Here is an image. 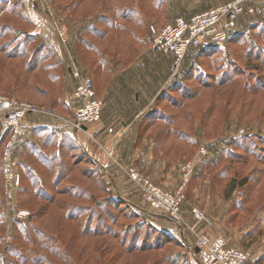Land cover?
<instances>
[{"label":"rangeland","instance_id":"1","mask_svg":"<svg viewBox=\"0 0 264 264\" xmlns=\"http://www.w3.org/2000/svg\"><path fill=\"white\" fill-rule=\"evenodd\" d=\"M17 1L21 4L10 10ZM67 1L0 0L12 12V16L5 13L11 25L0 24V46L18 51L26 48L23 60L38 49L39 56H44L51 49L52 32L68 30L73 22L75 16L69 15ZM143 8L152 16L150 6ZM29 9L35 16L31 17ZM248 18L250 23L239 38L217 45V51L192 63H182L159 102L163 112H149L145 120L144 113L139 115V130L148 126L137 140L149 154L145 159L149 162L144 164L147 167L136 161L116 165L124 170L128 183L136 186L134 194L123 190L114 194L103 170L98 171L100 179L92 188L94 200L58 194L67 180L53 184L49 179L42 187L55 195V202L36 214L18 203L19 190L14 191L16 186L3 176L1 156L6 133L0 135V264H103L110 258L113 264L126 260L128 264H193L186 245L194 244L195 233L220 236L228 245L249 252L248 264H264V23L255 25L256 19ZM43 74L37 73L36 81L42 82ZM5 84H0L1 93L38 108L51 107L50 99L63 102L66 87L64 84L63 90L54 89L47 96L27 91L22 97L11 93ZM69 114L71 118L72 112ZM0 128L4 131L1 118ZM200 146L207 148V155L182 187V226L178 231L162 212L150 208L127 172L134 167L162 190L174 191L183 182V165L195 158ZM62 159L65 164H75L71 168L75 174L85 169L90 172L95 166L80 149L70 150ZM112 160L118 163L117 157ZM137 161L143 163L139 157ZM62 201L76 205L70 218ZM193 208L207 221L191 230L187 227L195 223ZM19 223L28 225L31 243L25 241ZM33 224L55 238L41 239ZM17 235L21 240L15 239ZM155 242L158 248L148 245ZM131 245L135 249L131 247L127 253Z\"/></svg>","mask_w":264,"mask_h":264},{"label":"crops","instance_id":"2","mask_svg":"<svg viewBox=\"0 0 264 264\" xmlns=\"http://www.w3.org/2000/svg\"><path fill=\"white\" fill-rule=\"evenodd\" d=\"M23 1L28 3L29 0ZM225 1L163 0L156 4L152 0H83L78 9L92 6L93 10L73 17L64 34L53 31L50 35V48L66 86L63 102L59 107H49L54 113L39 109L26 116L27 128L14 150L18 172L25 169L36 172L39 164L36 158H50L59 156L60 152L80 149L103 170V177L110 182L114 194L122 190L134 194L136 186L128 183L124 170L116 165L136 161L144 169L147 167L144 164L149 154L144 151L145 146L137 142L143 131L139 130L137 119L145 112H163L158 105L173 80L172 56L151 51L149 26L160 27L177 16L189 17ZM143 5L150 6L152 16L146 14ZM114 6H121L126 14L114 12ZM129 10H132L130 14ZM29 13L31 17L36 14L31 9ZM248 17L251 16L246 13L240 16L237 30L242 31L249 25ZM209 45L191 48L184 64L217 51V45L208 49ZM73 70L92 79L96 95L103 104L101 119L80 129L69 123V112L78 103L73 96L77 82ZM3 132L0 128V135ZM113 157H117V164L113 163ZM138 157L143 163L137 161ZM21 187L19 183L13 190Z\"/></svg>","mask_w":264,"mask_h":264},{"label":"built area","instance_id":"3","mask_svg":"<svg viewBox=\"0 0 264 264\" xmlns=\"http://www.w3.org/2000/svg\"><path fill=\"white\" fill-rule=\"evenodd\" d=\"M244 13L255 18L257 24L262 25L264 0H227L189 17L177 16L160 27L150 25L151 51L171 55V69L174 74L180 69L191 48L225 43L230 34L237 29L238 20ZM61 31L66 30L58 29L59 33ZM72 74L77 78L73 96L78 103L73 107L69 123L73 128L80 129L83 125L101 119L103 104L97 97L93 81L89 76H83L76 70H73ZM39 109L54 113L50 108H38L29 101L0 92V118L4 128L2 135L6 133L1 156L3 176L13 186H18L20 183V173L14 157L15 145L27 128L26 116ZM206 155L207 148L200 146L195 158L183 165V182L174 191L162 190L134 167L129 168L127 173L138 185L142 198L150 208L162 212L165 219L177 226H182L179 213L183 198L182 187L196 164ZM192 214L195 223L187 227L191 230H194L199 222L207 221L197 208L192 209ZM186 250L193 264H248L249 261V252L228 245L220 236L213 237L207 233H195L194 244H187Z\"/></svg>","mask_w":264,"mask_h":264},{"label":"trees","instance_id":"4","mask_svg":"<svg viewBox=\"0 0 264 264\" xmlns=\"http://www.w3.org/2000/svg\"><path fill=\"white\" fill-rule=\"evenodd\" d=\"M83 0H68L65 4L66 9L68 10V13L72 16H77L78 13L84 12V11H92L93 9H90L92 6H86L83 10H79V4ZM21 2L17 1L14 2V6L10 8L15 10L18 5H20ZM121 8V6H120ZM122 10H119V6H114V12L125 15L126 10L121 8ZM8 12V13H7ZM132 12V10H129V14ZM5 13L9 16H12V12L9 11L7 8L2 6L0 4V24L7 25L8 23L11 25L10 21L5 20L7 19L5 16ZM255 25L257 23H254ZM242 35L241 30L235 29L227 39V42H232L239 38ZM31 37V36H30ZM216 45L210 44L208 46L209 48H213ZM26 48L18 51L15 47L12 48V50H7L5 44L0 46V84L2 82L7 84V88L9 87V90L13 94H18L22 97H25L27 95V91H30L32 93H36L40 96H47L49 92H52L54 89L55 92L58 90H63L64 87V81H63V75L61 68H59L58 61L56 57L54 56L52 50H47L46 54L44 56H39V49L35 50L32 53V56H30L27 60H23L24 55L26 54ZM207 50V49H205ZM52 56V60H48L49 57ZM15 61V62H14ZM58 67V68H57ZM46 74H43L45 73ZM60 72V73H59ZM37 73L43 74V80L42 82L37 79L36 76ZM5 84V85H6ZM43 84V85H42ZM46 86V87H44ZM62 101L56 100V99H50L51 107L54 106L53 104H61ZM151 114L149 112L145 115H143V119H148ZM148 126H144L143 131L147 129ZM81 155L86 157L88 159V162L91 164H94L93 160L85 153L81 152ZM60 156V159L58 158ZM59 156L54 157H43V158H36L37 162L39 164L36 165L35 169L36 172L32 169H25L23 170L21 174L20 184L21 189L18 192V203L21 206H26L29 208H32L36 214L40 213L41 210H43L47 204H53L55 202V195L48 192V190H44L42 187V183L49 179L51 175L55 171V179L53 181V184H56L57 181L61 180H67V183L65 184V187L60 189L58 191V194H63L66 196H70L71 198H88L90 200H94L95 195L92 192V188H94V184H96V180L100 179L98 174V167L94 166L93 170L90 172H87V169L83 170L79 174L73 173L71 168L74 167V165H69L68 163L65 164L63 162V159L61 157L67 158L68 153L60 152ZM34 160V163H36ZM95 165V164H94ZM39 174V175H38ZM78 175V178L77 176ZM89 181V182H88ZM232 182V181H231ZM234 187V184L231 186V188ZM44 201V205H43ZM38 202L40 204H38ZM62 207L67 210V217L70 218L72 214V210L74 209V205H70L69 202L62 201ZM43 207V208H42ZM81 207V206H79ZM20 230L22 231V234H24L25 241L31 243V232L28 229V225H23V223H19ZM35 233L38 232V236L41 237V239H45V241H50L55 238V235L53 233H49L44 231L42 228L38 227L36 224H33L31 226ZM86 231V229H84ZM85 233V232H84ZM20 235L15 236V239H19ZM36 237V236H34ZM60 244V243H59ZM54 245V244H53ZM150 246L154 245L156 248H158L159 244L155 242V244H148ZM100 247H103L102 244L99 245ZM135 249V246L131 245L128 248H126V252H130V250ZM56 247L53 246L52 251L54 252V249ZM131 248V249H130ZM103 249L100 250V253H102ZM144 250V248H143ZM52 252V254H53ZM124 252V251H123ZM121 254V253H120ZM121 256V255H120ZM37 260V259H36ZM114 259L110 258L107 261H103V264H113L112 261ZM37 262V261H34ZM174 262V260H173ZM123 264H128L127 260Z\"/></svg>","mask_w":264,"mask_h":264},{"label":"water","instance_id":"5","mask_svg":"<svg viewBox=\"0 0 264 264\" xmlns=\"http://www.w3.org/2000/svg\"><path fill=\"white\" fill-rule=\"evenodd\" d=\"M83 128H85V125L82 126ZM187 246V245H186Z\"/></svg>","mask_w":264,"mask_h":264},{"label":"bare ground","instance_id":"6","mask_svg":"<svg viewBox=\"0 0 264 264\" xmlns=\"http://www.w3.org/2000/svg\"><path fill=\"white\" fill-rule=\"evenodd\" d=\"M184 230V229H183Z\"/></svg>","mask_w":264,"mask_h":264}]
</instances>
